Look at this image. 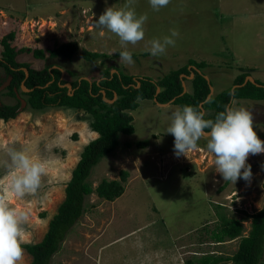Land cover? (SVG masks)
<instances>
[{
    "label": "rangeland",
    "instance_id": "1",
    "mask_svg": "<svg viewBox=\"0 0 264 264\" xmlns=\"http://www.w3.org/2000/svg\"><path fill=\"white\" fill-rule=\"evenodd\" d=\"M125 2L0 0V39L14 31L10 45L31 49H52L66 41L76 42L78 49L71 58L46 53L41 59L27 50L17 55L18 61L36 69L58 66L61 77L68 82L80 78L97 81L101 70L111 65H115L111 72L117 68L155 80L190 59L206 62L201 71L212 82L213 93L231 84L239 66L254 80L264 82V0H170L159 11H154L148 0H136L135 11L148 19L144 39L127 45V50L136 54L130 65L114 55L122 50L119 38L96 25L106 7L119 8ZM171 29L180 33L175 46L153 57L147 50L150 41L168 35ZM83 49L104 52L108 57L89 62L82 56ZM4 76L0 67V78ZM192 78L190 74L182 81L185 91H191ZM0 101L16 102L5 94ZM229 106L246 108L257 134L264 130V100L233 99ZM177 107L173 102L160 106L152 100H141L131 111L134 132L122 134L119 146L92 168L88 178L94 188L102 179L119 180L123 194L113 200L95 192L87 195L82 216L67 232L49 264H186L188 258L206 253L227 256L237 249L238 238L217 243L209 233L219 222V210L228 217L242 218L243 234L248 232L250 218H245L243 211L251 214L264 201V153L247 159L253 174L251 182L238 179L235 184L224 181L215 170L206 139L198 141L197 148L187 156L177 157L174 137L165 132L169 115ZM89 120L82 110L63 107H24L14 118H0V179L8 174L7 148L27 149L48 166L35 193L10 200L14 207L29 214L22 226L26 243L42 239L83 146L97 136ZM145 138L149 144L144 148L134 142L130 147L125 145ZM121 171L127 173L124 180ZM30 262L31 256L24 249L22 264Z\"/></svg>",
    "mask_w": 264,
    "mask_h": 264
},
{
    "label": "trees",
    "instance_id": "2",
    "mask_svg": "<svg viewBox=\"0 0 264 264\" xmlns=\"http://www.w3.org/2000/svg\"><path fill=\"white\" fill-rule=\"evenodd\" d=\"M13 36L14 31L0 39V67L5 74L4 79L0 78V85L10 78L5 91H0V96L4 94L11 96L16 102L6 104L0 101V118L9 120L17 115V109L21 104L16 96L19 94L26 102L25 108L29 107L32 110L50 107L82 110L90 116L89 127L97 134L83 146L79 159L71 171L70 179L66 182L64 197L48 222L42 239L36 243L23 245L31 256L29 264H49L51 256L59 250L67 232L82 216L87 195L95 192L99 197L113 200L123 194L124 187L119 180L102 179L94 188L88 178L92 168L119 146L120 136L134 132L131 111L140 105L141 100H152L157 104L168 103L173 99L172 102L180 107L187 104L195 106L200 111H206V119H214L233 99L264 100V82L255 79V83L249 80L244 83L250 73L242 66L236 70L231 84L219 89L207 99L210 85L213 84L206 80L201 71L206 62L195 59L188 60L186 64L171 69L155 80L151 76H135L117 68L111 72V68L115 67L111 65L101 70V77L97 81L80 78L68 82L61 77L62 71L58 66L36 69L26 62L18 61L17 55L27 50L41 59L46 57V53L50 57L71 58L78 49L76 42L66 41L52 49L16 48L9 43ZM119 51L114 55L119 56ZM131 54L132 57L136 55ZM82 56L89 62L108 57L104 52L85 49L82 50ZM191 73H193L191 91L183 92L182 81ZM66 83L71 85L70 89L65 86ZM21 84L27 90H22ZM104 97L112 101L108 102ZM258 135L264 140V130ZM130 141L125 142V145L130 147L134 142L138 148H144L149 144L147 138ZM261 163L264 169V158ZM120 174L124 180L127 173L121 171ZM262 187L264 190V176ZM216 206L220 207L219 204ZM219 211H217L219 222L211 230L209 237L217 243L238 238L237 249L227 256L206 253L188 258L186 264H218L223 261H230L231 264H264V201L261 208L251 214L243 211L244 217L250 218V228L246 234H243L242 218L228 217Z\"/></svg>",
    "mask_w": 264,
    "mask_h": 264
},
{
    "label": "clouds",
    "instance_id": "3",
    "mask_svg": "<svg viewBox=\"0 0 264 264\" xmlns=\"http://www.w3.org/2000/svg\"><path fill=\"white\" fill-rule=\"evenodd\" d=\"M148 2L154 11H159L167 7L170 0ZM135 3L136 0H126L122 7H106L96 20L98 27L107 29L119 38L122 46L120 60L128 65L134 61L127 45H136L144 39V25L148 19L145 14H137ZM179 36L178 30L171 29L168 35L153 38L147 50L153 57L162 56L169 46H175ZM22 86L25 88L21 84V89ZM165 132L174 137L177 157L187 156L190 150L197 148L198 141L206 139L207 151L214 156L215 170L224 181L233 184L238 179L250 183L253 174L247 159L249 155L264 153V140L254 129L251 112L244 107L226 106L214 119H206L204 112L186 104L171 111ZM6 153L8 174L0 179V264H22L23 245L27 242L22 226L29 214L14 207L10 200L35 193L41 186L42 177L47 175L48 166L46 162L31 156L27 149L7 148Z\"/></svg>",
    "mask_w": 264,
    "mask_h": 264
},
{
    "label": "water",
    "instance_id": "4",
    "mask_svg": "<svg viewBox=\"0 0 264 264\" xmlns=\"http://www.w3.org/2000/svg\"><path fill=\"white\" fill-rule=\"evenodd\" d=\"M183 75L184 74H181V76H183ZM191 75L193 76V73H191ZM187 77H189V76H187ZM204 77L206 78L207 81L209 80L207 76H204ZM248 80L251 81L252 83H255V80L251 76H246V78L244 80V83H246ZM9 82H10V78H8L5 82H3L0 85V91L3 90L6 86H8ZM182 85H183V92H185V86H184L183 83H182ZM65 86L66 87L68 86L69 89L71 88V85L69 83H66ZM22 89L25 90V88H23V86H22ZM158 91H159V89H157V92ZM212 93H213V87L210 85V93H209L207 99L212 95ZM17 97L20 98L18 94H17ZM104 99H105V97H104ZM19 100H20L21 104H20L19 108L17 109V111H21L26 106V102H25V100L23 98H20ZM105 100L109 101L108 99H105ZM172 101H173V99L170 102H172ZM170 102H168V103H170ZM168 103H157V104L160 105V106L161 105L163 106V105H166ZM202 112H203V110H202Z\"/></svg>",
    "mask_w": 264,
    "mask_h": 264
},
{
    "label": "crops",
    "instance_id": "5",
    "mask_svg": "<svg viewBox=\"0 0 264 264\" xmlns=\"http://www.w3.org/2000/svg\"><path fill=\"white\" fill-rule=\"evenodd\" d=\"M213 87V86H212ZM213 90H214V87H213ZM159 249H157V250H155V251H153V253H155L156 251H158ZM151 254V253H150ZM149 255V254H148ZM152 256H153V254H152Z\"/></svg>",
    "mask_w": 264,
    "mask_h": 264
},
{
    "label": "flooded vegetation",
    "instance_id": "6",
    "mask_svg": "<svg viewBox=\"0 0 264 264\" xmlns=\"http://www.w3.org/2000/svg\"><path fill=\"white\" fill-rule=\"evenodd\" d=\"M19 95V94H18ZM19 97H20V95H19ZM18 98V97H17ZM22 98V97H21ZM18 99H20V98H18Z\"/></svg>",
    "mask_w": 264,
    "mask_h": 264
}]
</instances>
